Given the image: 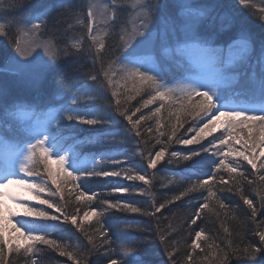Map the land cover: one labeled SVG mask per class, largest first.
Returning <instances> with one entry per match:
<instances>
[{
  "label": "snow or ice",
  "instance_id": "obj_1",
  "mask_svg": "<svg viewBox=\"0 0 264 264\" xmlns=\"http://www.w3.org/2000/svg\"><path fill=\"white\" fill-rule=\"evenodd\" d=\"M239 4L255 7L250 0H239ZM124 5L125 0H82L76 23L86 28L87 40L91 43L85 48L83 36L61 46L55 42L54 33L48 30L49 16L62 9V3H53L30 18L9 19L5 14L22 8V0H7L6 3L0 0V38L6 39L13 50V55L0 67V73L38 83L54 72L62 59L79 57L84 52L92 59L94 67L99 65L95 74H84L85 79L73 91L70 101L47 112H36V105L4 103L5 92L0 89V143L6 144L14 157L0 170V264H12L10 256L21 252L35 257L40 250L38 245L59 252L74 264H84L75 249L69 251L41 229V222H56L61 218L83 233L90 245L89 255L99 254L106 264H142L130 233L117 231L110 234L104 223L106 213L114 209L156 217L157 213L190 193L207 192V195L199 207L194 206V214L187 221L189 230L206 212L219 216L217 207L221 211H230L218 193H232L233 190L250 210L249 219L256 223L259 208L242 185L245 181L248 185L257 184V179H249L242 170V162L251 166L254 176L259 174V186L255 191L260 207L264 208V40L260 42L258 52L244 34L226 49L214 47V40L199 31L205 11L192 7L187 0H178V14L169 11L167 0H131L133 12L127 23L121 20ZM259 11L264 13V8ZM220 19L224 25L233 23L227 14ZM260 19L264 21V15ZM214 21L215 17L212 18ZM117 27L118 31H114ZM169 44L173 47L164 50L174 51L177 57L187 56L191 66L183 81L177 83H172L174 77L162 70L154 56L159 46ZM177 66L180 67L179 63ZM237 67H243L244 71L233 74ZM248 69L252 70L251 75ZM237 85L238 90L232 91ZM226 91H230L232 97L245 98H226ZM143 95L148 98L138 107L129 106L131 101ZM97 97H103L109 103L99 107L83 106ZM154 103H159V107L147 115L142 114V109ZM163 111H168L167 118L161 116ZM117 113L127 122L122 131H99L78 139L75 130L79 126L103 129L114 123ZM137 114H140L138 118ZM17 116L26 119L15 126V143H10L4 130L12 129ZM153 118H156L155 129L148 127L145 131L143 123ZM188 119L205 122L188 129V133H195L190 138H182L187 133L177 134ZM218 129L223 130L221 136L213 137L215 142L209 141L205 146L202 141ZM164 136L166 140L161 139ZM118 138L133 142L135 150L130 156L142 158L147 170H153V173L162 161L167 160L168 164L191 162L192 169L211 166L210 174L203 173L204 179L191 181L190 186L171 199L158 205L154 202L152 211L108 199L101 201L105 207L97 210L92 205L100 194L89 188L93 178L122 177L144 185L152 183L148 175L141 174L136 168L119 167L129 162L128 152L81 154V145L85 143L104 144ZM152 139L155 143L148 147ZM172 143L199 145V148L189 149L183 155L175 151L169 154ZM157 146L159 148L155 150ZM116 155L123 159H114ZM109 166L118 170L106 171ZM222 173H226L227 178ZM134 190L117 186L111 191L130 194ZM136 191L139 195H151L143 188ZM73 197L77 206L70 213L66 205ZM31 201L53 212L30 206ZM82 209L83 215H80ZM21 214L30 219H20ZM232 218L236 219L235 215ZM262 224L264 221L257 223V229L252 233L258 243L237 242L223 222L221 227L225 236L221 243L215 240L209 243L204 229L195 231L191 243L186 245L182 264H233V261L239 264L242 259L248 260L249 264H264ZM241 227L243 229V224ZM157 235L160 243L166 245V264H177V249L168 246L169 232L158 231ZM31 264H39V261L33 258Z\"/></svg>",
  "mask_w": 264,
  "mask_h": 264
},
{
  "label": "trees",
  "instance_id": "obj_2",
  "mask_svg": "<svg viewBox=\"0 0 264 264\" xmlns=\"http://www.w3.org/2000/svg\"><path fill=\"white\" fill-rule=\"evenodd\" d=\"M199 4V7L205 11L206 16L200 25L201 35L208 36L214 40V47L227 48L228 44L234 40L240 38L241 34L248 36L253 44L255 52L259 51L260 43L255 41L256 37L263 38L264 30L262 32L252 29L249 23L255 20H260V16L264 15L259 11L260 8H264V3L259 0L253 5L255 7L246 8L239 4V0H187L188 3ZM7 0H5V3ZM62 3L64 7L57 12L52 13L48 18V30L55 35V42L61 46L69 43L71 40L79 39L83 36L85 40L84 47L87 48L91 43L87 40L86 28L76 23V14L80 11V4L82 0H22L23 7L12 11L9 10L5 15L7 18L12 17H27L30 18L36 13L47 8L53 3ZM180 2H185L181 0ZM169 11L178 14L180 9L177 7L178 0H167ZM211 10V11H210ZM133 12L131 8V0H125L124 11L121 13V20L127 23L129 14ZM227 14L233 21L231 25H224L221 23V16ZM215 17L214 23L212 18ZM264 25V21H261ZM71 25V27H69ZM130 28V24L127 25ZM118 31V27L114 29ZM118 38V37H117ZM111 43V40L108 41ZM13 55L11 46L7 43V40L0 38V67H3L7 59ZM75 61V62H74ZM179 65L174 66L173 63L168 65L161 62L162 67L170 69V77H174L172 81H183L185 73L190 69V65L184 59H179ZM237 71L233 74H239L242 71V67L235 68ZM233 69V70H235ZM99 70V65H93L92 59L88 56L87 52L82 53L79 57L72 56L67 59H62L56 67V70L49 73L45 78L36 82H27L20 78L0 73V89H3L5 95L2 100L7 104H14L16 102L24 103L27 105H36V112H47L50 108H57L61 104L70 101L71 95L76 87L85 79V73L95 74V71ZM103 78L101 77V80ZM237 90L233 89L232 91ZM226 98H234L238 100V97H232L230 91L225 92ZM110 97V93H109ZM147 95L143 97H137L131 101L130 107H138L143 103V99H147ZM108 100L103 97L94 98L88 105L84 107H99L107 105ZM156 107H159V103L149 105L148 108L142 109V114L147 115L153 111ZM14 110V108L12 109ZM140 114H137V117ZM161 116L167 118L168 111H163ZM116 120L112 125L106 126L103 129L90 130L89 126L81 125L75 132L78 139H83L88 135L98 134L99 131H115L119 132L124 129L126 121L116 114ZM174 121V117H173ZM205 121L196 122L192 119H188L184 123V127L180 129L178 136L187 133V136L182 138H189L195 133H188L189 128L199 127L200 124ZM22 119L17 116L13 120L12 129L4 130L5 138L11 143H15V126L21 124ZM156 118L148 120L143 123V129L146 131L148 127L155 129ZM170 131V129H169ZM222 129H218L215 133H211L205 138L202 143L207 146L208 142H215L213 137L219 138L222 134ZM246 134V133H245ZM145 139H148L145 136ZM161 139H167L166 136ZM155 140H149L148 147H152ZM237 147H239L237 145ZM159 146L155 150H158ZM199 145H180L178 143H172L169 145V154L173 151L186 154L189 149L198 150ZM135 150L133 142L125 141L118 138L115 141H107L104 144H95L92 142L81 145V154L89 155L93 152L99 151H111L114 153L128 152L129 162L120 165L119 167H133L146 174L151 179V185H144L140 181H127L122 177H107V178H93L89 184L91 191L99 193L97 199L93 201V205L97 210H101L105 207L101 203L104 199L116 202L117 200L123 203H132L138 207L145 208L148 211H152V204L155 202L157 205L163 202L165 199H171L173 195H178L180 191H183L186 187L190 186V182L197 179H204L203 173L210 174L211 166H202L196 169L191 168V162H181L168 164L167 160L162 161L158 165L157 170L153 173V170H147L146 161L139 156L131 157L130 153ZM154 154V152H153ZM99 158V157H97ZM114 159H123V157L116 155ZM243 163L242 170L248 174L249 179H257V184L248 185L245 181L242 187L250 199L254 201V204L259 208L256 217V223H254L250 217V210L243 204V201L235 194V190L232 193L223 192L218 193L220 198L225 204L229 205L230 211H221L217 207V211L220 215L215 213L206 212L205 215L197 221V224L192 225L191 230L188 228L187 221L194 214V206L199 207L200 203H203V197L207 195V192L190 193L187 197L182 198L180 201H174L169 205L167 209L162 210L161 213H157L156 217L142 216L138 213H126L118 212L111 209L106 213L104 217V223L106 227H109L110 234L117 231H126L130 233L133 240V246L138 250L142 264H166L168 258L164 255L166 245L161 244L157 232L164 231L169 232L168 246L170 248H176V261L177 264H182L186 255V245L191 243V237L195 235V231L204 229L206 235L210 238L209 243L215 240L216 243H221V238L225 236L221 223L227 225L230 231L233 233V239L237 242L241 240L244 242L258 243V238L253 236L252 233L257 229V223L264 221V208L260 207V201L257 197L255 189L259 186L258 175L252 174L250 165L246 162ZM105 170H118L111 166L106 167ZM196 173H200L197 175ZM227 178L226 173H222ZM264 174V173H262ZM171 181V183H169ZM132 187L135 190L130 194L113 193L111 190L114 187ZM143 188L151 195H139L138 189ZM216 191V189H213ZM58 198V197H57ZM59 199V198H58ZM75 198L73 197L71 202H68L66 207L68 212H73L76 208ZM83 211V209L81 210ZM81 215V212H80ZM235 215L236 219H233ZM158 217V218H157ZM43 223V222H42ZM49 225L41 226V229L47 231L52 239L58 240L62 245L66 246L69 251L75 249L80 255L78 259H84V264H106V261L100 260L99 254H88L90 245H88L86 237L71 223L61 221L47 222ZM87 224V222H86ZM243 224V229L241 225ZM170 226V227H169ZM95 227V225H93ZM264 227V224L261 225ZM239 233V237L237 234ZM115 239V236H113ZM113 247H116L114 244ZM40 249L35 257L26 256L21 252L20 254H12L10 260L12 264H31V259L35 258L39 261V264H74L72 260H69L66 256H60L59 252L53 251L47 246L38 245ZM199 252V250H197ZM203 255V254H201ZM86 258V259H85ZM119 258V257H117ZM233 264H237L233 261ZM239 264H249V261L242 259Z\"/></svg>",
  "mask_w": 264,
  "mask_h": 264
},
{
  "label": "rangeland",
  "instance_id": "obj_3",
  "mask_svg": "<svg viewBox=\"0 0 264 264\" xmlns=\"http://www.w3.org/2000/svg\"><path fill=\"white\" fill-rule=\"evenodd\" d=\"M258 1L259 0H250V3L251 4H254L255 2H258ZM101 2H105V0H101ZM191 6L198 8L197 4H195V6H193V5H191ZM240 6L243 7V5H240ZM249 24H250L249 26L252 29H255L256 31L262 32L264 30V25L261 23L260 20H255L254 22L249 23ZM100 27H103V25H101ZM262 40H263V38H260V37L259 38L258 37L255 38V41L258 42V43H260ZM172 47H173V45H170L169 44V45H162V46H159L157 48L154 56H155V59H156L157 63L160 66H161V62L167 63L168 65H171L173 63V65L176 66L179 63V59H184V60H186V61L189 62V59H188L187 56H185V57H177L174 51L167 52V51L164 50L165 48H172ZM40 54L43 55L42 50H41V53ZM161 68L168 75H171L169 68L162 67V66H161ZM243 71H244V68L242 67V71L241 72H243ZM248 73H249V75H251L252 74V70L251 69H248ZM177 82H178L177 80H175L174 82L172 81V83H177ZM238 87L239 86L237 85V86H235L234 89H237L238 90ZM238 98L239 99H244L245 97H238ZM20 117H22V116H20ZM22 118H23V120L26 119L25 117H22ZM22 122H24V121H22ZM13 159H14V157L10 155L8 158L5 159L4 164L7 166L8 164H10L12 162ZM45 198H47V197L45 196ZM56 199L58 200V198H56ZM29 204H30V206H34V207H37V208H44V209H46L49 212H53L52 209H47L46 206L39 205L36 201H31V202H29ZM53 214H57L58 215V213H53ZM81 215H83V211H81ZM19 218L20 219H30L28 217H23L22 214H21V216ZM50 222H52V221H50ZM42 225L43 226H45V225L47 226V225H49V223H42L41 222V225L40 226H42Z\"/></svg>",
  "mask_w": 264,
  "mask_h": 264
}]
</instances>
